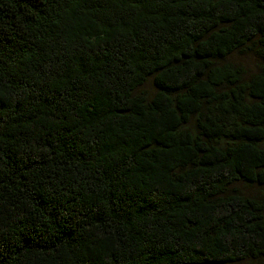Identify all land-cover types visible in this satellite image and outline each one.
Instances as JSON below:
<instances>
[{"label": "trees", "instance_id": "trees-1", "mask_svg": "<svg viewBox=\"0 0 264 264\" xmlns=\"http://www.w3.org/2000/svg\"><path fill=\"white\" fill-rule=\"evenodd\" d=\"M0 264H264V0H0Z\"/></svg>", "mask_w": 264, "mask_h": 264}]
</instances>
